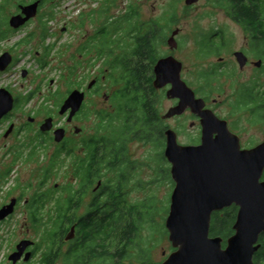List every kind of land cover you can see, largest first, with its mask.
Segmentation results:
<instances>
[{
  "label": "rangeland",
  "instance_id": "obj_1",
  "mask_svg": "<svg viewBox=\"0 0 264 264\" xmlns=\"http://www.w3.org/2000/svg\"><path fill=\"white\" fill-rule=\"evenodd\" d=\"M25 1L0 0V35L7 37L1 46L2 48L12 47L20 60L18 68L27 66L35 76L46 74V77L56 78L60 74L59 68H57L61 63L59 59L55 60L45 73L44 71L41 72V67L38 66L39 62L37 61V59L44 57L46 47L58 42V37L68 38V41H72L76 47L78 44L75 36L80 31L82 34L88 31L94 33L102 26H106L109 34H116L115 37H127L129 25L157 19L161 23L165 35V40L160 41L158 46L162 56L172 53L168 39L174 30H181L177 36L180 47L174 53L184 63V80L197 91L206 85L201 75L207 71V61L200 54L203 47V44L200 43L202 35L215 29H225L228 30V37L230 38L247 36L242 27L228 17L224 9L214 3H209L208 0H201L192 7H188L185 0H49L28 24L14 29L10 26L9 20L18 13L19 6ZM132 11H136L132 21L126 24L122 23ZM172 18H176V21L172 22ZM84 21L86 24L81 28H78V25L74 27L77 22L83 23ZM114 22L122 24V28L115 32L113 30ZM65 24L70 26L68 34L60 30L61 26ZM217 59L216 57L213 58L214 61ZM83 62V59L80 60L81 65ZM103 64L106 65L107 62H103ZM257 78L264 81V76H261V73L257 74ZM80 79L87 89L93 77L82 78L81 76ZM63 84L64 89H66L67 85ZM101 85L103 86L102 93L99 97H95L97 104L89 103L87 112L91 117L80 120V126H85L84 134L88 136L97 132L96 112L107 107L104 93L112 94L118 88L110 79L103 80ZM169 87L156 89L155 93L152 94L153 102H155L161 117L176 104L174 99L168 98L166 95ZM135 92V90L130 89L124 99L129 103V106H134L132 100ZM262 102L264 103V99ZM42 105H44V98L38 95L28 108L16 109L10 121H5L0 126V205L6 199L14 196L21 195L24 198L16 214L3 226L0 232V264H8L9 255L13 253V245L25 236L38 244L40 243L41 246H38L33 260L34 263H39L43 252L46 250L43 243L45 230L42 227L39 230L36 229L32 221L27 220L28 206L25 204V200L31 199L35 193L51 192L54 189L52 197L43 210L44 217L48 220L50 215L55 212L58 195L62 194V190H58L56 185H59L60 188L75 182L73 155H64L57 164L53 159L51 160L49 152L44 154L42 150L38 152L37 156H27L32 147L29 145L30 140L27 136H34L36 128L28 130L26 127H21L28 121V114ZM217 109L222 116L232 120L240 117L242 119L241 124L244 127L247 126L248 128L245 129L250 131L248 135L252 136V133L263 134L262 128L259 126L256 128L247 123L246 118L250 117L249 113L239 111L233 114L228 103H224ZM43 112V110L39 112V119L43 118ZM255 114L256 116L259 115L258 113ZM126 117L128 119V115ZM193 117L192 113L188 112L182 118L167 119L161 124L164 129L167 127L179 129V141L187 144L193 141L198 133V125L195 127L189 125ZM11 123H15L16 128L17 126L20 128L17 130V134L14 131L13 136L6 139L4 134ZM134 136L136 137L129 141L128 148L129 157L137 163V166L135 168L136 174L131 176L129 181L130 183L137 180L142 182L137 185L126 184L129 175L132 173L130 168L123 173L127 179L119 178L114 183L105 184V187H109V195L115 199L119 206L124 204L125 195L126 201L130 204L147 207L139 238L135 246L129 249V258L125 263L161 264L175 250L166 228V219L170 212L172 193L175 188L171 174L172 165L165 156V138L156 139L155 137L153 140H146L138 137L137 134ZM116 173L118 171L113 172L112 176H116ZM66 195L67 193L64 192V196ZM90 201L91 197L88 196L82 204L81 212L86 211ZM67 248L63 243L62 249L65 251ZM146 255H148L147 258ZM56 264H63V262L58 261Z\"/></svg>",
  "mask_w": 264,
  "mask_h": 264
},
{
  "label": "flooded vegetation",
  "instance_id": "obj_2",
  "mask_svg": "<svg viewBox=\"0 0 264 264\" xmlns=\"http://www.w3.org/2000/svg\"><path fill=\"white\" fill-rule=\"evenodd\" d=\"M36 1L37 0H26L22 5L31 4ZM48 1L49 0H41L39 11ZM208 1L209 3H214L218 7L224 9L228 17L233 22L241 26L247 36L243 38H230L228 37V30L215 29L214 31L208 32L214 36L201 39V44H203V47L201 48V56L205 61H207V71L205 72L207 76L204 77L206 85L203 89L197 91L195 90V92L197 97H201L206 101V108L213 110L221 119L228 122L230 130L239 137L241 148L252 149L264 141V103L262 102V100L264 99V81L257 78L258 73H261V76H264V39L253 37V35L245 29L242 23L232 16L231 10H229L226 6L218 4L217 2H215V0ZM260 4V10L261 12H264V0H261ZM20 6L18 13L21 12ZM31 20H29L26 24H28ZM155 20L157 19H151L149 21L141 22V24H139L141 26L140 31H142L143 33L148 30L149 26L153 24ZM85 24V21L83 23L77 22L74 27H77L78 25V28H81ZM60 30L63 33L68 34L70 31V26L68 24H65L61 26ZM104 35H108V37H104ZM6 38L7 37L0 35V57L6 52H9L12 55V60L7 65L5 70L0 71V89L5 88L13 94L15 98V105L14 109L0 121V126L5 121H10V118L13 116V113L16 109L21 107L28 108L30 106V103H32V101L38 95L44 98V105H42L32 113H29L28 121L21 127H26V129L28 130L36 128L34 136H27V138L30 140L29 145L32 146L27 156H37L38 152L42 150L44 154L46 152H49L51 160L53 159L55 161V164H57V162L59 163L60 159L64 155H68L71 152L74 161L73 175L75 178V182L73 183V185H66L60 188L59 185H56V188L58 190H62V194L58 195L56 203H63L65 200H67L70 197V190H73V193H75L74 203L80 204L77 219H79V217L87 212L88 208L84 213L81 212V207L88 196L91 197V201L89 204H91L96 199L102 202L104 201L106 209L110 212L113 198L111 197V195H109V187H105V184L114 183L119 178H122L124 180L127 179L123 173L127 172V170L130 168L132 169V173L129 175L126 184L137 185L138 183L142 182L137 180L130 183L129 181L130 177H133L136 174L135 168L137 166V163L133 161L131 157H129V141L125 140V142L127 141V149L120 150L121 148H117L120 144H122L121 137L119 136V133L121 131L120 128H124L123 124L133 116L132 106H129V103L124 99L130 89L132 91L135 90L136 92L132 100V104H135L139 107L137 111L139 110L140 115H142L145 111L144 108H140V106L145 102L146 99L150 102L153 101V92L151 93L150 90L149 94H147L144 88H139V90H137L135 89V87L130 85L114 84L118 88L112 94L104 93L107 107H105L104 109H99L95 114L97 132L91 136L85 135V126H80V120L82 118L91 117V115H89V113L87 112L89 109V103H92L94 105L97 104V100L95 99V97H99L102 93L103 86L101 84L103 80L109 79L111 75L119 77L120 74L122 75L123 70L124 75L126 74L127 76L128 74H130L129 72L131 71L124 68L122 70V67L112 68L110 64L111 61L119 58H125L129 60L132 59L131 61L133 62L136 61L138 66H143L146 63L147 71H149L148 76L153 77L152 85L156 90L154 86V80L156 78L155 65L157 64L158 60L163 57L174 56L176 59H178L175 56L174 52L180 47L179 41L177 48L172 49L170 47L172 53H167L165 56H162L158 48L160 40H157L155 45L156 62H152V60H143L145 56L141 54V51L139 49V38L110 37L109 34H107V32L104 30L103 26L94 33L88 31L85 34H82V32L80 31L79 34L75 36L76 43L78 44L76 47L73 45L72 41H68V38L64 39L58 37L57 43H53L49 47H46L44 57L42 59H37V61L39 62L38 66L41 67V72L44 71V73L46 72V70H48L50 65H52L55 60H60L61 63L57 67L59 68L60 74L58 75V77L54 78L46 77V74H39L35 76L27 66H21L18 68L20 60L18 59L15 50L12 47L2 48L1 46V43L5 41ZM238 53L244 54L241 55V58L245 59L243 61V64L237 56ZM214 57L218 59L214 61ZM82 59L84 60V62L81 65L80 60ZM99 62L102 63L98 64ZM103 62H107V64L104 65ZM182 64L183 66L181 76L183 78L184 63L182 62ZM131 68L132 70H136L134 65H132ZM81 76L82 78H88L92 76L93 80H96V83L93 85V87H87L86 89L84 82L82 83L80 79ZM63 83L67 85L66 89H64L65 86ZM186 83L188 84L187 81ZM168 86H170L167 89L168 91L172 87V85L169 84L163 88H166ZM74 89H81L85 91V99L83 105L81 106V109L72 118H70L71 110H68L65 114H62L60 110L65 100L69 97ZM45 92L46 95H44ZM171 99L175 100V105L178 104V98ZM224 103L229 104V106L232 108L231 113L233 114L239 111H245L249 113L250 117L246 118L247 123H250V125L256 128L258 126L262 128L261 131H263V134L252 133V136H250V134L248 135V132H250L249 129H245L248 127H244L241 124L242 119L240 117H236L234 120H232L231 118L222 116L217 111V108L222 106ZM41 110L44 111V116L42 119H39L38 114ZM156 110L158 116V131L162 132V139H166L165 132L169 128L175 130L178 133L179 137V129H174L172 127H167V129L163 128V125L161 123L164 120L182 118L188 112H191L194 117L189 125L190 127H195L198 125V133L195 139L187 144L199 145L202 142L201 118L197 114L193 113L190 108H188L183 114L175 115L170 118H165V114L161 117L157 106ZM255 113H258L259 115L256 116ZM126 115H128V119ZM48 118H53V127L50 130L43 131L41 130V125ZM12 124L15 123H11L10 126ZM19 128L20 127L18 126L16 128L15 124L12 133H10L8 137H6L4 134V138H10L11 136H13V132L15 131L16 133ZM58 128H63L66 133L65 138L60 142L56 141L55 139V131ZM76 128H81L82 130L80 132H76ZM107 131H110V133H107ZM104 137H106L107 140L96 144V148L93 154L94 165H91L90 169L89 163L87 162L89 158L88 145L92 140L104 139ZM134 137L136 136L131 135L130 138L133 139ZM155 137L156 139L159 138L156 135L154 136V138ZM88 168L92 173V183H88L85 180V178L89 180V177L87 178L86 174V170ZM115 171H118V173H116V176L113 177L112 173ZM260 181H264V171L260 178ZM42 183H44V181H42ZM173 183L174 185H176L174 179ZM83 185H88V187L85 188L83 187ZM53 191L55 190L52 189L51 192L47 191L42 193H50L52 197ZM64 192L67 193L66 196H64ZM14 197L17 198L15 210L12 214L7 216L0 222V232L2 231L3 226L8 221H10V219L16 214L17 210L23 203L24 198L21 195ZM14 197L6 199V201H4L0 205V209L4 205L11 203ZM124 199L126 200L125 195ZM29 201L30 199L25 200V204H27L28 206L26 217L28 221L31 220V209L29 208ZM233 207L237 208L238 213V206L233 204L232 206L227 207L221 211H215L212 215V222L216 212L219 213L220 217H224V211L228 208ZM72 226L75 227L74 237L69 240H67L65 237V239L63 240L64 246L67 247L69 246L70 241L73 240L76 235L77 224H74ZM212 227L213 223L211 224L210 236L221 237L223 239V248H226V246L228 245V239L235 233L234 228L233 231L229 232L227 235H224L214 232ZM24 239L29 238L25 236L17 241L15 245H13L12 252L16 251L18 243ZM37 244L38 243L35 242L34 246H30L27 249V251H33V256L29 261H26L25 255H23L16 264H42L40 261L39 263L33 262L36 255L35 249H37L38 247ZM258 244L260 245V247L254 255V264H264L263 260H256V254L264 245V232L260 235ZM8 264L14 263L9 259Z\"/></svg>",
  "mask_w": 264,
  "mask_h": 264
},
{
  "label": "water",
  "instance_id": "obj_3",
  "mask_svg": "<svg viewBox=\"0 0 264 264\" xmlns=\"http://www.w3.org/2000/svg\"><path fill=\"white\" fill-rule=\"evenodd\" d=\"M200 0H185L192 6ZM41 0L21 5V12L13 15L9 24L18 29L38 14ZM180 29L172 32L168 44L172 49L178 47L177 35ZM242 53H238L239 60ZM244 57V56H243ZM245 58V57H244ZM12 55L6 52L0 57V71L6 69ZM182 62L174 56L163 57L155 65L156 89L167 85L170 98L179 102L164 115L170 118L183 114L188 108L201 118L202 142L199 145L182 144L178 133L166 130L165 156L171 163V174L176 183L172 193L170 212L166 219L169 239L175 250L161 264H254L258 251L260 235L264 232V181L260 178L264 171V141L252 149H242L239 137L234 134L226 120L221 119L213 110L206 108V101L197 97L195 90L181 76ZM92 80L88 88L93 87ZM85 91L74 89L65 100L60 112L68 110L72 118L83 105ZM15 105V98L7 89H0V121L7 116ZM12 124L6 131L8 137L14 130ZM53 127V118L41 125L47 131ZM81 128H76L80 132ZM65 130L58 128L55 139L65 138ZM17 198L0 209V222L15 210ZM237 205L239 210L234 223L235 233L223 248L221 237H211L212 215L227 207ZM75 227L66 236L74 237ZM35 241L24 239L17 245L9 259L16 264L23 255L29 261Z\"/></svg>",
  "mask_w": 264,
  "mask_h": 264
},
{
  "label": "trees",
  "instance_id": "obj_4",
  "mask_svg": "<svg viewBox=\"0 0 264 264\" xmlns=\"http://www.w3.org/2000/svg\"><path fill=\"white\" fill-rule=\"evenodd\" d=\"M260 1L215 0L218 4L224 5L231 10L232 16L239 20L253 37L264 39V18H262L264 17V12L260 10ZM135 14L136 11L130 12L122 23H130ZM175 21L176 18H172V22ZM159 23V20H155L148 30L143 33L140 31L141 26L139 24L141 23L136 22L129 25V31L126 36L139 38V49L141 54L145 56L143 60L156 62V42L157 40L162 41L165 39L163 27ZM113 24L114 32L122 28V24H116L115 22ZM104 30L109 34L106 26H104ZM109 35L110 37L117 36L116 34ZM212 36L214 35L207 33L202 35V39ZM104 37H108V35H104ZM201 53L202 50H200ZM131 60L119 58L111 61L112 68L122 67V70L124 68L131 72L126 76L123 70L122 75L120 74L119 77L111 75L109 79L113 84L130 85L137 90L144 88L147 94H149L150 90L154 94L153 77L148 76L147 64L138 66L136 61L134 63ZM132 65L135 66L136 70H132ZM204 74H201L203 78L207 76V74ZM133 105V116L123 124L124 128H120L119 136L121 137L122 144L117 147L121 148L120 150L127 149L126 142L131 140V135L137 134L138 137L146 140H153L155 135L162 138V132L158 131V116L155 102H150L146 99L140 106L145 111L142 115H140L139 110L137 111L139 107L135 104ZM105 140H107L106 137L104 139H95L88 145L89 158L87 162L90 169L91 165H94L93 154L96 144ZM125 140L127 141L125 142ZM89 168L86 170L89 180L86 178L85 180L88 183H92V173L89 171ZM83 187L87 188L88 185H83ZM50 197V193H35L29 201L33 226L38 230L41 227L45 230L43 243L46 246V250L43 252L40 260L42 264H56L58 261H62L63 264H127L125 261L129 258V249L135 246L145 221L146 206L130 204L126 200H124L122 206H119L115 202V199H112L111 211L109 212L106 209L105 202L96 199L88 205L87 212L77 219L80 204L74 203L75 193H73V190H70V197L63 203H55V212L46 220L43 210H45L46 203ZM236 216V207L226 209L224 217H220L219 213L216 212L212 222L213 231L218 234L227 235L233 231ZM74 224H77L75 238L70 241L67 250L63 251V240L70 233ZM37 245L41 246L40 243ZM145 257L147 258L148 255ZM256 260L264 261V245L256 254Z\"/></svg>",
  "mask_w": 264,
  "mask_h": 264
}]
</instances>
